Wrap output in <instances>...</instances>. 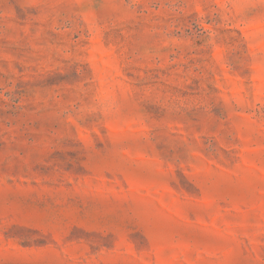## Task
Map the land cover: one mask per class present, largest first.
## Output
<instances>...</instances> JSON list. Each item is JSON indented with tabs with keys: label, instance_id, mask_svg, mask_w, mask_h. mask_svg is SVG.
<instances>
[{
	"label": "rangeland",
	"instance_id": "obj_1",
	"mask_svg": "<svg viewBox=\"0 0 264 264\" xmlns=\"http://www.w3.org/2000/svg\"><path fill=\"white\" fill-rule=\"evenodd\" d=\"M0 264H264V0H0Z\"/></svg>",
	"mask_w": 264,
	"mask_h": 264
}]
</instances>
